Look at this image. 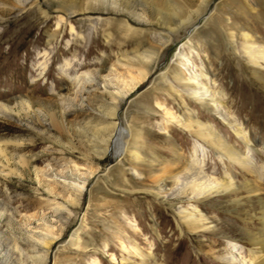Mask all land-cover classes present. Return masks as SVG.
Segmentation results:
<instances>
[{
    "label": "rangeland",
    "instance_id": "1",
    "mask_svg": "<svg viewBox=\"0 0 264 264\" xmlns=\"http://www.w3.org/2000/svg\"><path fill=\"white\" fill-rule=\"evenodd\" d=\"M243 32L264 42V0H0V264L137 262L133 245L151 264H229L219 258L229 242L251 258L264 178L175 121L190 109L243 151L210 104L179 92L178 76L206 82L203 66L260 171L264 68L247 61ZM82 72L93 80L72 84ZM114 122L124 138L110 160ZM193 152L210 176L229 170L262 189L170 194ZM179 208H199L214 230H187Z\"/></svg>",
    "mask_w": 264,
    "mask_h": 264
},
{
    "label": "bare ground",
    "instance_id": "2",
    "mask_svg": "<svg viewBox=\"0 0 264 264\" xmlns=\"http://www.w3.org/2000/svg\"><path fill=\"white\" fill-rule=\"evenodd\" d=\"M242 36V50L244 55L246 56L247 61L257 66V69L264 68V42L259 43L257 40L253 39L248 32H243ZM182 54L184 53L182 52ZM185 60H187V57L185 58ZM207 72L208 71H206L204 67L201 66L200 76L203 75L206 79V82L204 81L202 82V84L198 82V78L196 79L192 77H186L183 79L178 76L177 81L181 84L179 92L181 91L186 93L189 97L197 100L202 105L207 106L210 104L213 107V110L216 111L220 116V118L229 127H231L236 138L241 141L243 145V151L231 144H228L221 136L217 134L212 126H209L208 124H205L198 119H194L191 116L189 117V114L192 110L188 108V110L186 111V115L181 119H175V121L179 125L187 128V130H189L191 133L195 134L196 136L214 146L220 153V155L227 159L229 164L236 165L242 169H245L259 180H262L264 178V164L260 165L261 168L260 171H258V165H256L251 158L252 154H248V152H253V150H255L254 141H252L248 137V134L241 129L238 123L229 120V117H227V114L225 113V111H223L222 108V104H224L223 101L221 99H218L219 97L217 98L215 95H212L214 94L212 89V91L209 90V78ZM72 79L73 81L71 83L76 84V86L82 85L84 80H93L91 74L87 72H82L80 76H74ZM127 85L128 83L126 84V86ZM0 110L4 109L2 108ZM116 123L117 122H114V128L110 130L111 147L110 150L107 151L110 160L115 157L116 149L118 148L119 143L123 141L120 140L124 138L122 129L118 127ZM129 141L130 145L132 144L130 150H132L134 160L136 162L141 161V154L139 150L140 148H138L140 139L138 137L137 130L132 131V138L129 139ZM0 155L3 156L2 158L5 157V161L8 160V158L5 156L4 149L1 146ZM195 159L196 153L193 152L190 158L185 162L184 166H182L180 170H178V173L180 175H177V173L172 174L175 182L171 187L170 194L178 191L181 194L186 195L188 198L198 201L201 199V197H205L213 193H236L239 191H244L246 193V197L250 198L252 196H257L258 191L262 189V186L260 187V184L258 185L256 183L250 182V180L242 184H237L232 178V173L229 170L224 171V177L222 179L212 177L204 171L203 166ZM149 160V163H151V158ZM82 187L83 185L81 184L80 188ZM259 204L263 209L261 211L262 215L260 216V218L264 223V202L261 201ZM178 214L181 224H184L186 229L191 232L214 230L215 226L206 221V218L203 216L199 208H194L192 209V211L185 210L184 208H179ZM247 233L249 234V241L251 242V245H253V248L251 249V258H246L245 256L241 255L239 246H235L232 242H229L232 245V248L228 250L226 249L223 252L222 257L219 258L229 264H264V233H261L259 235H255L254 233H251L249 231ZM70 237H74V234H72ZM50 238H52L51 240H53L56 237ZM131 249L132 253L140 257L137 262H133V260H127L123 262L122 259H120V261L117 260V262H119L120 264H151V261L147 260L145 253L141 252V250H139L135 245L131 246ZM111 258L116 261L115 255H112Z\"/></svg>",
    "mask_w": 264,
    "mask_h": 264
}]
</instances>
